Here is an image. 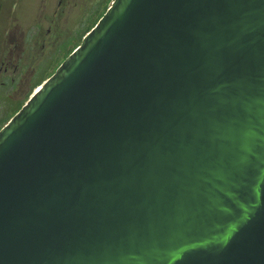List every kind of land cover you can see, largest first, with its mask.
<instances>
[{"label": "water", "instance_id": "obj_1", "mask_svg": "<svg viewBox=\"0 0 264 264\" xmlns=\"http://www.w3.org/2000/svg\"><path fill=\"white\" fill-rule=\"evenodd\" d=\"M0 264H264V0H112L0 129Z\"/></svg>", "mask_w": 264, "mask_h": 264}, {"label": "rangeland", "instance_id": "obj_2", "mask_svg": "<svg viewBox=\"0 0 264 264\" xmlns=\"http://www.w3.org/2000/svg\"><path fill=\"white\" fill-rule=\"evenodd\" d=\"M107 1L92 0L80 8L72 9L67 14L66 20L64 18L63 23L61 22L62 27L67 28L71 34L56 43L52 52L44 55L39 54L38 56L41 58L35 62L37 59H33L30 49L31 51L33 49L35 53L40 47V43L34 45L35 37L38 35L37 28L42 26L45 31L44 19L50 18L56 8V0L54 5L51 0L48 1L49 4L47 1L43 2L42 0H0V39L4 41L7 35L14 33L19 37L23 31L25 43L29 45L25 52L26 59L27 62H32L31 75L25 85L21 84L18 87L15 85L11 88L10 79L13 76L0 78V129L20 109V104L31 92L32 86L49 78L65 60L68 53L80 44L87 28L102 14L105 3H108V6L110 5ZM30 72H23L22 76L24 74L29 75ZM1 82L5 85L2 86Z\"/></svg>", "mask_w": 264, "mask_h": 264}, {"label": "flooded vegetation", "instance_id": "obj_3", "mask_svg": "<svg viewBox=\"0 0 264 264\" xmlns=\"http://www.w3.org/2000/svg\"><path fill=\"white\" fill-rule=\"evenodd\" d=\"M49 1V0H42ZM92 0H51L52 4H56V8L53 10L50 18H45L46 29L44 31L43 27L40 26L37 28L38 35L35 37L34 45L40 43L39 49L34 53L32 52L33 59L35 58V62L39 60L38 55H44L45 53L52 52L56 43L61 41V39L68 37L71 33L67 28L62 27V23L64 18L66 20L67 14L77 7H82L89 3ZM50 2H48L49 4ZM52 5V6H53ZM85 7V6H83ZM88 12V11H87ZM62 22V23H61ZM66 22V21H65ZM44 31V32H43ZM64 35V36H63ZM29 47L27 43H25V35L24 32L16 36V34H9L5 37L3 41L0 39V78L1 77H10L11 88L18 87L21 84H26L27 79L31 75L30 68L32 66V62H27L26 59V49ZM34 62V63H35ZM25 69L23 70V68ZM30 72L29 75L22 74ZM1 85H5V83L1 82Z\"/></svg>", "mask_w": 264, "mask_h": 264}, {"label": "trees", "instance_id": "obj_4", "mask_svg": "<svg viewBox=\"0 0 264 264\" xmlns=\"http://www.w3.org/2000/svg\"><path fill=\"white\" fill-rule=\"evenodd\" d=\"M112 0H108L107 2H111ZM108 4V3H107ZM106 3H105V8H104V10H103V12H102V14L91 24V26L89 27V28H87V30L85 31V33L83 34V36L82 37H84V35L88 32V31H90L94 26H95V24L98 22V20L100 19V17L104 14V12L106 11V9L108 8V5H107ZM107 5V6H106ZM79 45V44H78ZM77 45V46H78ZM76 46V47H77ZM75 47V48H76ZM75 48H73L69 53H68V55L75 49ZM67 55V56H68ZM66 59V58H65ZM46 79H44L43 81H41L40 83H37V84H35V85H33L32 86V88H31V92H29L28 94H27V96L25 97V99L22 101V103L20 104V107L19 108H21V106L27 101V99L29 98V96L32 94V92L34 91V89H36L39 85H41L44 81H45ZM18 108V109H19ZM10 119V118H9ZM8 119V120H9ZM8 120L2 125V126H4L7 122H8ZM2 126H1V128H2Z\"/></svg>", "mask_w": 264, "mask_h": 264}]
</instances>
